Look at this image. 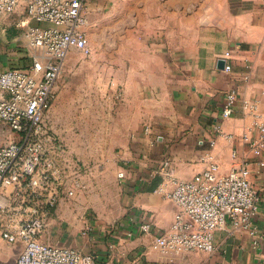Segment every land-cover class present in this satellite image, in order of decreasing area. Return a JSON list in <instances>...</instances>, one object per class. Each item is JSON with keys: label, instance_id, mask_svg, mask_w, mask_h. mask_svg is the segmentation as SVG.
Masks as SVG:
<instances>
[{"label": "crops", "instance_id": "1", "mask_svg": "<svg viewBox=\"0 0 264 264\" xmlns=\"http://www.w3.org/2000/svg\"><path fill=\"white\" fill-rule=\"evenodd\" d=\"M85 4L90 17L107 8L120 10L127 41L140 43L138 52L145 63L120 70L110 67V77L92 82L82 104L71 96L69 83L60 88L53 118L57 134L71 135L63 114L68 107L82 105L108 123L105 134L96 137L119 141L110 162L100 168L88 165L82 187L75 195L64 194L53 209L47 240L92 253L95 264L264 261V154L256 155L242 136L255 135V121H264L262 0H85ZM12 55L0 56V68L16 61ZM228 63L230 71L225 68ZM121 72L128 76L121 77ZM111 81L125 87V100L116 113L106 98ZM232 89L237 90L234 111L224 117ZM246 102L256 108H245ZM229 134L234 137L229 139ZM207 153L214 155L220 173H228L234 163H249L259 194L253 219L259 244L255 246L253 235L228 219L215 232L213 252H164L155 235L170 227L178 211L161 190L167 183L164 162L171 160L175 175L188 180L206 168L202 157ZM146 222L152 225L149 231L142 229Z\"/></svg>", "mask_w": 264, "mask_h": 264}, {"label": "built area", "instance_id": "2", "mask_svg": "<svg viewBox=\"0 0 264 264\" xmlns=\"http://www.w3.org/2000/svg\"><path fill=\"white\" fill-rule=\"evenodd\" d=\"M18 10L25 15V30L19 38L29 59L23 66L0 68V242L19 245L15 264H95L92 253L47 240L53 209L64 194L75 195L82 187L86 168L64 154L49 117L70 52L89 45L85 0H0V27L6 16ZM225 68L232 70L231 63ZM236 100L237 90L232 89L224 117L232 115ZM245 108L253 110L256 105L246 102ZM254 125L255 135L244 132L242 136L261 156L264 121ZM233 155H237L236 149ZM202 160L207 162L206 168L188 180L175 175L171 160L164 162L170 189L163 183L161 190L178 211L170 227L155 235L156 244L164 252L178 254L213 252L215 232L229 219L235 228L248 230L257 246L259 234L253 219L259 194L250 179L249 163H234L228 173H220L212 153ZM151 226L146 222L142 229L149 231ZM145 264L160 262L148 260Z\"/></svg>", "mask_w": 264, "mask_h": 264}, {"label": "rangeland", "instance_id": "3", "mask_svg": "<svg viewBox=\"0 0 264 264\" xmlns=\"http://www.w3.org/2000/svg\"><path fill=\"white\" fill-rule=\"evenodd\" d=\"M89 13L87 9L89 23L85 26V31L89 45L84 50L74 49L69 54L59 80L57 98L49 113L52 125L54 123L56 101L60 88L64 84L69 83L67 87L71 96L76 95L77 104H82L83 100L80 99L87 94L88 87L92 82H105L110 77L108 73L110 67L115 66L120 70L123 66H140L145 63V59L140 58L138 52L140 43L135 40L127 41V33L122 25L120 10L111 11L107 8L105 12L97 17H90ZM34 23L41 26L47 25V23L37 21H34ZM25 26L26 20L22 10L6 16L2 21L0 27V56L10 57L14 56L13 53L16 54L17 59L10 63L11 65L23 66L29 59L27 56L28 49L19 38V35L25 30ZM132 35H136V31ZM128 49H130L131 55H128ZM120 76L128 75L121 72ZM106 98L112 100L113 108L111 110L116 113L117 108L125 100L124 84L111 81ZM63 116L72 131L69 136L61 137L57 134L64 154L70 159L75 158L81 165H86L85 173L89 170L88 165L100 168V165L109 163L112 151L119 138L95 136V134H105L108 124L105 118L97 117L99 113H90L82 105L68 107ZM53 128L58 133L56 128ZM79 133H81V136L78 135ZM57 153L60 154L61 151L57 150ZM0 247V263L15 264L21 251L19 245L1 241Z\"/></svg>", "mask_w": 264, "mask_h": 264}]
</instances>
